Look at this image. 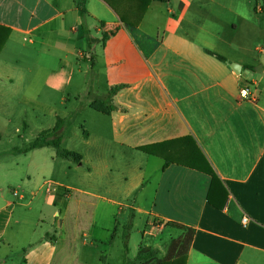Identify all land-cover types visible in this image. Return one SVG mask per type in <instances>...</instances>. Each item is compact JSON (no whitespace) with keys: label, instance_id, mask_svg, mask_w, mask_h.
I'll use <instances>...</instances> for the list:
<instances>
[{"label":"crops","instance_id":"0c3cea01","mask_svg":"<svg viewBox=\"0 0 264 264\" xmlns=\"http://www.w3.org/2000/svg\"><path fill=\"white\" fill-rule=\"evenodd\" d=\"M0 28V264H100L128 212L148 216L143 245L161 252L166 223L191 229L184 264H264V0H151L134 27L103 0H0ZM46 90L71 106L39 133L95 113L82 148L64 147L78 163L21 153L39 133L16 144ZM191 151L219 180L210 202L211 178L184 166Z\"/></svg>","mask_w":264,"mask_h":264},{"label":"rangeland","instance_id":"374dc122","mask_svg":"<svg viewBox=\"0 0 264 264\" xmlns=\"http://www.w3.org/2000/svg\"><path fill=\"white\" fill-rule=\"evenodd\" d=\"M52 80V79H51ZM58 81H60V85L63 79H56ZM2 85H6V83L2 84ZM99 83H97V88H99L98 92H99V96L101 97L102 91L100 90L101 86L99 85ZM61 89V88H60ZM59 89V90H60ZM66 93V92H65ZM70 93V90H69ZM42 95V108L41 110V114L42 117L40 119V122H38L37 124L33 123L32 120V111L28 108L25 107L23 108L24 111L22 113L26 114L24 115L27 120L29 119L31 121L30 124V128L27 130L26 135L24 140H20L18 142H16V144H18V146H22V144H26L25 141L28 140H32L38 133L39 131L42 129H47L50 128L51 125V121L53 119V113L57 114V115H64L65 113H68L69 109H70V104L64 103V105L62 104V94L59 91H43ZM66 98L68 97L66 94L64 95ZM68 99V98H67ZM107 98H105L106 100ZM73 102V101H72ZM97 102V101H95ZM39 110V111H40ZM93 115H95V113L92 110H88V111H84L83 113H81L71 124L66 125L65 127V133H64V137L66 138L64 139V143L61 145L62 148H82V143H81V137L78 136V132L81 130V125L85 126V128H90V122L93 118ZM54 123V120H53ZM86 124V125H85ZM84 128V127H83ZM75 134V135H74ZM70 136V140L67 138H69ZM2 149L0 148V151ZM64 168L61 165H57V169H55V175H54V179L56 181H62V180H66L64 175ZM77 173L71 172L68 175V179L70 181H77L75 177ZM67 182V181H66ZM52 197L50 200L54 199L55 194L52 193ZM137 204H139L137 202ZM136 204V205H137ZM52 211L53 209H47L45 212V217H46V223L48 225V223L51 221H53L52 219ZM34 213V211H32ZM30 213L32 218H35L34 215L37 214H33ZM148 216L145 215H140V214H136V216L133 214V212H128V216L127 218H125L124 220L121 219H117V227L115 230V236L112 238V244L110 245V247L107 248L106 251H104L103 255L101 256L100 259V264H159L164 262V260H167V250L168 247L171 243V241H174L176 239H178L180 235V231L178 230H174L172 228L168 229L165 234L162 236L163 239L165 240L164 243V247L165 248V253L163 254V248H162V252L155 249L156 250V256L154 259L150 260L147 263H143V262H137L135 261V257L136 254L138 252V250L140 249V247L145 246L143 245V236L145 234L147 225ZM33 219H29L28 222L26 223L25 227L21 228V231H19V241L22 242V240H26L25 238L27 237V235L29 234L31 228H32V224H33ZM30 226V227H29ZM48 228V232H51L49 227ZM39 237L36 236L32 239V241H35L36 239H38Z\"/></svg>","mask_w":264,"mask_h":264},{"label":"trees","instance_id":"16d2710c","mask_svg":"<svg viewBox=\"0 0 264 264\" xmlns=\"http://www.w3.org/2000/svg\"><path fill=\"white\" fill-rule=\"evenodd\" d=\"M118 16L121 23L126 26L134 27L136 26L142 19L149 2L151 0H103ZM158 2H162L165 0H155ZM126 4L125 7H120L119 5ZM124 10H132V12H123ZM0 51L7 39L8 31L6 29L0 28ZM216 57L220 61H224V59L218 55ZM120 87H115L111 89L108 93L109 97L119 90ZM107 110H111L112 107L104 103ZM66 124L61 119H56L55 126L52 129L41 131L35 139L29 143V145L20 151L21 153H27L31 150L47 146L52 147L55 150V153L58 157L71 161L73 163H78L81 160V156L70 152L61 147V141L64 137ZM184 140H189L186 138ZM162 146L160 145H153L147 147H141L140 150L145 153H153L152 151ZM165 160V159H164ZM169 164V161L164 162V167ZM184 166L197 170L201 173L208 175L211 178V189L208 196V201H211L210 193L212 191V186L218 182V178L211 168V166L207 163L203 156H198L197 153L191 151L187 157V162ZM167 227L181 230L183 234L176 240L171 241L168 250H167V260L159 264H184L185 263V256L188 252L189 246L191 244L193 238V231L191 229H186L183 225L168 222L166 223ZM156 250L151 247L142 246L138 250L135 261L147 263L150 260L154 259L156 256Z\"/></svg>","mask_w":264,"mask_h":264},{"label":"built area","instance_id":"2783aa9c","mask_svg":"<svg viewBox=\"0 0 264 264\" xmlns=\"http://www.w3.org/2000/svg\"><path fill=\"white\" fill-rule=\"evenodd\" d=\"M238 98H239V100H253V96L250 93L249 87H244V88L240 89L239 94H238ZM13 194L15 195V193H13ZM248 221H249V218L247 216H244L241 220V223L243 226H245Z\"/></svg>","mask_w":264,"mask_h":264}]
</instances>
